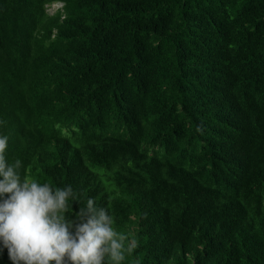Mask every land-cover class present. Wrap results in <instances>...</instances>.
Masks as SVG:
<instances>
[{
	"label": "trees",
	"instance_id": "16d2710c",
	"mask_svg": "<svg viewBox=\"0 0 264 264\" xmlns=\"http://www.w3.org/2000/svg\"><path fill=\"white\" fill-rule=\"evenodd\" d=\"M0 134L123 264H264V0H0Z\"/></svg>",
	"mask_w": 264,
	"mask_h": 264
},
{
	"label": "clouds",
	"instance_id": "9594fccd",
	"mask_svg": "<svg viewBox=\"0 0 264 264\" xmlns=\"http://www.w3.org/2000/svg\"><path fill=\"white\" fill-rule=\"evenodd\" d=\"M8 139L0 134V254L7 249L11 264H123L136 241L108 208L91 196L81 206L70 184L22 177V162L6 158Z\"/></svg>",
	"mask_w": 264,
	"mask_h": 264
},
{
	"label": "rangeland",
	"instance_id": "374dc122",
	"mask_svg": "<svg viewBox=\"0 0 264 264\" xmlns=\"http://www.w3.org/2000/svg\"><path fill=\"white\" fill-rule=\"evenodd\" d=\"M59 7H61V5L60 4H54L53 6H51V8H50V13L52 14V13H54Z\"/></svg>",
	"mask_w": 264,
	"mask_h": 264
}]
</instances>
